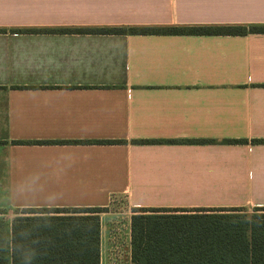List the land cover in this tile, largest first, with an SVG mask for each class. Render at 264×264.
Returning a JSON list of instances; mask_svg holds the SVG:
<instances>
[{"label":"crops","instance_id":"crops-1","mask_svg":"<svg viewBox=\"0 0 264 264\" xmlns=\"http://www.w3.org/2000/svg\"><path fill=\"white\" fill-rule=\"evenodd\" d=\"M192 24L264 0H0V209L106 207L99 264H131L135 208L264 206V32L60 31Z\"/></svg>","mask_w":264,"mask_h":264},{"label":"trees","instance_id":"trees-1","mask_svg":"<svg viewBox=\"0 0 264 264\" xmlns=\"http://www.w3.org/2000/svg\"><path fill=\"white\" fill-rule=\"evenodd\" d=\"M60 31L246 34L264 32V24L86 27ZM106 210V207L16 209L11 222V264H99V213ZM130 261L131 264H264V206L252 207L251 211L246 207L135 208L130 217Z\"/></svg>","mask_w":264,"mask_h":264},{"label":"rangeland","instance_id":"rangeland-1","mask_svg":"<svg viewBox=\"0 0 264 264\" xmlns=\"http://www.w3.org/2000/svg\"><path fill=\"white\" fill-rule=\"evenodd\" d=\"M251 209L252 208H248L249 211H251ZM12 214L13 213H8L7 211L0 209V264H6V260L4 261L2 258V254H4V250H2V248L8 239L9 222L11 223V220L13 219L11 218ZM50 215H54V213L50 212ZM121 259H123V256Z\"/></svg>","mask_w":264,"mask_h":264},{"label":"built area","instance_id":"built-area-1","mask_svg":"<svg viewBox=\"0 0 264 264\" xmlns=\"http://www.w3.org/2000/svg\"><path fill=\"white\" fill-rule=\"evenodd\" d=\"M117 251V250H116Z\"/></svg>","mask_w":264,"mask_h":264}]
</instances>
